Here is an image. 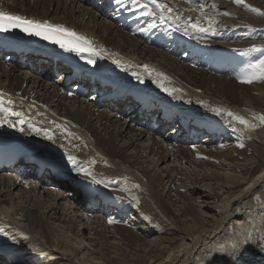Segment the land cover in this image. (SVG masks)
I'll use <instances>...</instances> for the list:
<instances>
[{
  "label": "bare ground",
  "instance_id": "obj_1",
  "mask_svg": "<svg viewBox=\"0 0 264 264\" xmlns=\"http://www.w3.org/2000/svg\"><path fill=\"white\" fill-rule=\"evenodd\" d=\"M245 1L251 5L161 0L173 9V17L180 16L174 22L147 15L143 4L155 9L149 0H124L120 5L115 0H0V10L62 24L104 50V58L90 65L48 41L32 43L36 50L61 55L77 70L94 73L92 87L101 94L90 99L66 95L61 81L52 83L36 74L45 61L29 59L25 68L0 62L5 101L10 99L15 111L26 113L55 140L26 126L20 132L4 125L19 132L24 144L37 148L55 173L46 170L34 182L0 173V226L7 233H0V264H237L226 255H206L217 244L227 247L242 239L236 232L252 227L249 216L257 225L264 220V124L259 120L264 116V80L248 84L238 79L248 71L249 61L264 54V15L249 10L264 12V0ZM205 14L218 22L215 34H185L184 22H205ZM154 80L179 91L169 95ZM113 97L118 98L114 105L100 110L99 100ZM126 106L136 109L131 112L136 113L135 126L125 114ZM213 108L258 126L230 123ZM139 114H156L179 133L144 129L137 123ZM187 133L194 139L204 134L206 139L183 147ZM67 152L77 158L76 167L87 168L101 183L75 171ZM48 181L63 188L54 191ZM181 181L187 195L178 193ZM202 186L205 190H199ZM124 216L147 223L146 233L153 238L148 241L142 231L132 229ZM109 229V237L119 243L108 241ZM83 230L93 235L85 236ZM238 264H264V251L247 246Z\"/></svg>",
  "mask_w": 264,
  "mask_h": 264
},
{
  "label": "snow or ice",
  "instance_id": "obj_2",
  "mask_svg": "<svg viewBox=\"0 0 264 264\" xmlns=\"http://www.w3.org/2000/svg\"><path fill=\"white\" fill-rule=\"evenodd\" d=\"M138 2L139 0H131V3L133 4ZM149 2L155 6V9L149 8L148 3L143 4L142 7L148 9L146 13L147 15L156 16L159 14L162 21L165 17L169 20H173L174 22L181 19L179 15H176L175 17L171 15L173 9L169 7L167 3L161 2V0H149ZM232 2L237 5H244L245 0H232ZM115 3L117 5L123 4L124 0H115ZM199 7L201 8V11H203V5H200ZM212 7L215 8L216 5L213 4ZM249 10L257 12L260 15H264V12H260L259 9L251 8L250 6ZM204 19L207 26H205V22H202L201 20H196L192 23L185 21L183 26L185 34H189V32L196 34H207L211 32L215 34L216 24L218 22L213 17L207 16L206 14ZM14 29H19L30 36H36L55 44L66 52H74L81 59L86 60V62L90 65H95L98 59L104 58V50L102 48L94 46L93 42L89 38L77 33L71 28L65 27L62 24L49 23L47 20L39 21L28 19L22 15H16L0 10V32H9ZM141 31H145V29H141ZM251 50L255 51V46H253V49ZM261 52L264 53V49H261ZM113 63L120 66V62L117 60H114ZM128 67H130V65ZM144 67L147 68V65ZM246 68L248 71L238 77L241 83L251 84L256 80H264V54H261L258 58L249 61ZM133 75L138 81L143 82L140 74L133 72ZM159 75L163 76L164 74L160 73ZM167 79L168 78L164 76V80ZM153 82L157 83L158 86L169 95L179 91L175 88L169 89L168 87H165L163 81L154 80ZM12 103L13 102L10 99L6 102L4 94L0 93V125H7L9 128H16L20 132H24L26 126L29 131L34 132L36 135H43L45 139L55 142L53 133H51L48 129L37 128L31 122L30 117H28L26 113L22 111H15L12 107ZM212 111L215 112L217 116L226 115L229 118L230 123L232 121H237L240 125L250 128L258 126L250 125L248 120L233 114L231 111H222L220 108H213ZM10 117H15L16 119L13 120ZM259 120L261 124H264V116H260ZM52 123L62 132H67L69 136L74 135L73 133L68 132L67 128L63 125L55 124V121H52ZM235 130L236 129L234 128L233 131ZM243 146L244 145L241 143L240 147ZM61 147L63 148L64 145L62 144ZM66 155L68 163L74 166L75 171L83 174L85 177H91L97 184L101 183L100 180H96L93 173L87 168L76 167L77 158L75 156H73L70 152H67ZM91 163L95 164V160L91 161ZM135 187H139V185H136ZM256 199H259V197H256ZM136 202L139 204L138 200ZM260 215L264 217V212H261ZM248 220L252 227L248 229H241L236 232V235L242 237V239L239 241H230L227 247L224 244H217L212 250V253L207 254L212 255L219 253L221 255H226L231 261L237 262L238 264L239 256L247 246L254 245L256 248L264 251V220H262L259 225L256 224L255 218L251 216L248 217ZM113 222L114 221L112 219H109V223ZM0 233L7 235L2 226H0ZM208 264H211V262H208Z\"/></svg>",
  "mask_w": 264,
  "mask_h": 264
},
{
  "label": "rangeland",
  "instance_id": "obj_3",
  "mask_svg": "<svg viewBox=\"0 0 264 264\" xmlns=\"http://www.w3.org/2000/svg\"><path fill=\"white\" fill-rule=\"evenodd\" d=\"M245 2H246V1H245ZM246 3H247V4H250V1H247ZM250 5H251V4H250ZM104 107H106V105H104L103 108H104ZM103 110H104V109H103ZM118 117H120V116H118ZM121 118H123V117H121ZM131 124H132V126H134L133 123H131ZM168 132L177 133V132H178V129H175V128H174L172 131H168ZM144 138H145V137H144ZM205 139H206V138H205V136H204V137L200 138L199 141H195V143H194V142H190V144H192V145H196V146H197L198 144L201 145L202 142H203ZM215 139H216V138H215ZM190 140H191V139H190ZM186 145H189V144H181V146H183V147H184V146L186 147ZM131 148H132V147H131ZM131 148H130V149H131ZM133 151H134V149H133ZM139 160H140V162H143V158H140ZM145 164H146V162L144 163V165H145ZM182 177H183V176H181V178H182ZM184 178H185V177H184ZM178 179H179V178H178ZM182 179H183V178H182ZM182 179H181V180H182ZM181 182H182V184H181L182 187H181L180 190L178 189L179 191H178V190H177V191H178V193H179V192L182 193V195H187V194H188L187 191L183 190V188L185 189V187H184V185H183L184 182H183V181H181ZM202 184H203V183H200L199 185H202ZM186 185H188V184H186ZM159 187H160V186H159ZM59 188H63V186H61V187H57V186H56V187H52V189H53L54 191L59 190ZM174 188H176V186H174ZM202 189L205 190V187L202 186L201 189L199 188V190H202ZM206 190H207V189H206ZM174 191H175V189H173V191H171V193H170V194H171V198L173 197L172 194L174 193ZM182 191H183V192H182ZM40 192H41V190H40ZM163 192H165V191H163ZM172 192H173V193H172ZM186 193H187V194H186ZM198 203L200 204L201 201H200V200H196V204H198ZM171 204H172V203H171ZM170 206H171L172 210L175 211L176 206H173V205H170ZM62 212H63V215H64V214L67 215L66 217L69 216V213H68L67 211L65 212L64 210H62ZM98 213H101V212H98ZM105 213H106V212H105ZM109 215H110V217L117 218V215H116L115 213H113V212H110ZM60 216H61V214H60ZM124 218H125V216H124ZM125 220H129L128 223H129V226H130V227L132 226V227H131L132 229H136V228H137V229H139L140 231H142L141 234H143L144 236H146L148 241L151 240V239L153 238V236H152L151 234L149 235L148 233H146V232L148 231L147 228H149V226H148L147 223L140 222V221H135L136 219H135L134 217H133V218L130 217L129 219H128V218H125ZM90 221H91V220H90ZM133 221H134V222H133ZM136 222H137V223H136ZM131 223H132V225H131ZM90 224H92V222L89 223V226H91ZM104 224L106 225L107 223H104ZM81 227H82V226H81ZM141 227H142V228H141ZM144 228H146V229H144ZM144 230H146V231H144ZM83 232H84V230H83ZM84 233H85V234H84L85 236L93 235V233H91V232H90V234H89V232H88L87 230H85ZM123 233H124V234H123ZM125 233H126L125 231L122 232L123 235H125ZM106 234H108V235H107V236H108V241H109L110 243H111V241H113L114 243H119V241H120L119 239L116 240V238H113V239H112L111 237H109V235L111 234V233H110V229H109V232L106 231ZM109 238H110V239H109ZM110 243H109V244H110ZM205 255H206V254H205ZM206 256H209V255H206ZM216 259H217V258H216Z\"/></svg>",
  "mask_w": 264,
  "mask_h": 264
}]
</instances>
